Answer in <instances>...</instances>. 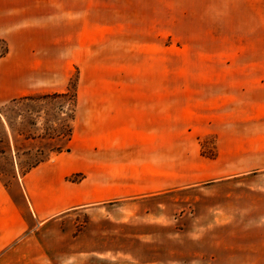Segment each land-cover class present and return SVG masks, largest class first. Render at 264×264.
I'll return each mask as SVG.
<instances>
[{"label":"rangeland","instance_id":"1","mask_svg":"<svg viewBox=\"0 0 264 264\" xmlns=\"http://www.w3.org/2000/svg\"><path fill=\"white\" fill-rule=\"evenodd\" d=\"M31 94L0 264H264V0H0V107Z\"/></svg>","mask_w":264,"mask_h":264},{"label":"trees","instance_id":"2","mask_svg":"<svg viewBox=\"0 0 264 264\" xmlns=\"http://www.w3.org/2000/svg\"><path fill=\"white\" fill-rule=\"evenodd\" d=\"M45 95H25L21 96L17 99H13L8 102L6 105L0 107V138H6L5 143L6 149L0 150V153L4 151H8V158H9V168L8 172L12 174L20 173L22 176L28 174L31 170L38 167L40 164L45 163L49 160V156L42 155L41 157L37 158L36 154H32V150L28 149V151H22L17 147V143L15 139L18 137H22L27 139L31 136L30 126H35L34 122H31L29 117L33 115L34 111L31 108L34 106L31 105L32 101H37V98L44 97ZM48 97V95H46ZM62 95H54V97H61ZM13 117L23 118L24 121L20 128H15L13 123ZM8 128V130H7ZM10 134V135H9ZM11 136V141L9 139ZM1 142V141H0ZM21 155L27 156L26 162L20 163Z\"/></svg>","mask_w":264,"mask_h":264},{"label":"crops","instance_id":"3","mask_svg":"<svg viewBox=\"0 0 264 264\" xmlns=\"http://www.w3.org/2000/svg\"><path fill=\"white\" fill-rule=\"evenodd\" d=\"M37 167L33 170H31L28 174H26L25 176H23L25 184H26V191H25V198L26 201L28 203V207L29 210L33 216V218L36 220L37 222V190L41 189L40 187H37L39 183H37ZM50 178V187H52V181H51V176ZM53 186H56L55 183H53ZM54 192L50 191V194H55L57 193V189L54 188ZM50 211H52L51 209L52 204L48 207ZM51 208V209H50Z\"/></svg>","mask_w":264,"mask_h":264}]
</instances>
